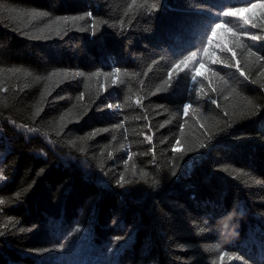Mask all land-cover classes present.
<instances>
[{"label": "trees", "instance_id": "obj_1", "mask_svg": "<svg viewBox=\"0 0 264 264\" xmlns=\"http://www.w3.org/2000/svg\"><path fill=\"white\" fill-rule=\"evenodd\" d=\"M262 3L0 0V264H264Z\"/></svg>", "mask_w": 264, "mask_h": 264}, {"label": "snow or ice", "instance_id": "obj_2", "mask_svg": "<svg viewBox=\"0 0 264 264\" xmlns=\"http://www.w3.org/2000/svg\"><path fill=\"white\" fill-rule=\"evenodd\" d=\"M133 3H135V0H133ZM153 8H155V5H152ZM256 7H260V8H264V3L262 4H249L248 5V8H256ZM247 9L245 8H235V9H232V8H229L227 11H225L223 13L224 16H232V15H237L239 12L241 11H246ZM4 11L3 7L0 6V14H2ZM30 15L35 18L36 16H46L47 13H40V12H35L33 11L32 13H30ZM89 16H91V13L88 14ZM65 22H67L69 19H83V17H72V18H68V17H65L63 18ZM247 22V21H245ZM226 22L225 21H221L219 24H214L212 26V33H215L216 31V28L218 27H221L223 25H225ZM252 27H256V25H252ZM92 28H93V34H95V29H96V25H95V22L93 23L92 25ZM252 40H257L259 39V37L257 36H252L251 37ZM208 42L211 43V35L208 36ZM204 51L207 52V46H205L204 48ZM249 52L251 55H255V53L251 52V49H249ZM197 56V52H190L187 56L183 57L182 60H178L176 61V63L173 65V68H172V71L169 72V80L166 81L167 84H169V86H171V78H172V74H173V71H175L176 69H180V66L181 65H186L189 61L193 60V58H195ZM260 57H258L259 59ZM119 70H117L118 72ZM241 75H243V73H241ZM193 81L195 82L196 80V77H195V74H193V77H192ZM212 103H216L215 100L212 101ZM111 107V106H109ZM190 107V105L186 104L184 105V110L185 112H187L188 108ZM29 131H33V129H29ZM180 144V141L177 140V145ZM204 145H201V147H203ZM179 149L178 148H174L173 151H178ZM2 171V170H0ZM173 175H175V172H173ZM5 179V176L3 174H0V181H3ZM118 183H121V186L123 185V183H127V181L124 180V177L121 176L120 178V181H118ZM5 203V201L3 199H0V205H3ZM12 221V218L9 217V223ZM225 227H227V224L225 225ZM21 231H24V229H20ZM224 255H227V253H221V258L224 256Z\"/></svg>", "mask_w": 264, "mask_h": 264}]
</instances>
